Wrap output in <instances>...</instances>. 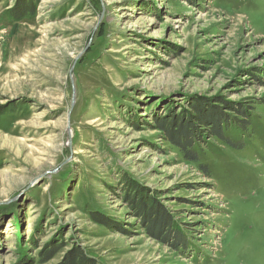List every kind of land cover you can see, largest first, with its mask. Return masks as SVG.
Segmentation results:
<instances>
[{
    "label": "rangeland",
    "instance_id": "374dc122",
    "mask_svg": "<svg viewBox=\"0 0 264 264\" xmlns=\"http://www.w3.org/2000/svg\"><path fill=\"white\" fill-rule=\"evenodd\" d=\"M197 100L250 118L224 140L204 129L193 163L155 118L186 120ZM124 180L188 249L147 234ZM71 249L98 264H264V0H0V264Z\"/></svg>",
    "mask_w": 264,
    "mask_h": 264
},
{
    "label": "trees",
    "instance_id": "16d2710c",
    "mask_svg": "<svg viewBox=\"0 0 264 264\" xmlns=\"http://www.w3.org/2000/svg\"><path fill=\"white\" fill-rule=\"evenodd\" d=\"M10 15H12V17L15 16V14ZM193 105H195L194 109L196 114L191 115L186 120H183L180 116L155 118L157 128L162 132L167 141L180 149L186 161L193 163L199 162L203 156L204 150L200 144L204 141V129L208 133L210 132V135L217 136L222 140H224L222 133H226V131L235 130L244 132L247 130L250 116H247L241 124H237L229 119L227 120L226 114L224 113H222V115H217L218 113L214 112V110L217 111V109L209 108L207 109L208 112L205 111L203 107H205L206 102H198L197 100ZM224 105L225 110H228L229 108H227L225 103ZM210 111H213V114L210 113ZM245 114L246 113L241 110L240 116H245ZM225 140L229 142L231 138L229 137ZM204 168L207 169L206 166ZM123 186L126 188L125 190L134 192V194H132L135 195L134 200L129 196L126 197L131 199L132 202H136L134 217L140 221V225L150 237L166 243L176 251H185L188 249L190 245L189 238L184 234L182 228L175 223L174 217L170 212L166 211L158 202L147 196V193L145 195V192H142L138 186L131 184L128 180L123 181ZM149 199H151V201H149ZM93 214L95 215L98 213L93 212ZM101 222L105 224L104 220ZM60 248L61 246H51L44 252H41L39 254L40 263H44L46 260L53 258ZM25 264H35V262H28ZM59 264L98 263L91 259L84 250L71 249Z\"/></svg>",
    "mask_w": 264,
    "mask_h": 264
},
{
    "label": "water",
    "instance_id": "95a60500",
    "mask_svg": "<svg viewBox=\"0 0 264 264\" xmlns=\"http://www.w3.org/2000/svg\"><path fill=\"white\" fill-rule=\"evenodd\" d=\"M83 53L84 52H82L78 57H77V59L75 60V62H77L80 58H81V56L83 55ZM75 64V63H74ZM72 70H73V68H72ZM74 101H75V95H73V103H74ZM68 132H69V135H70V128H68ZM71 136V135H70Z\"/></svg>",
    "mask_w": 264,
    "mask_h": 264
}]
</instances>
